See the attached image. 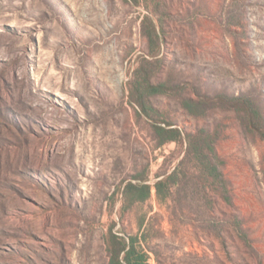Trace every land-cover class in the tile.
<instances>
[{"label":"rangeland","instance_id":"obj_1","mask_svg":"<svg viewBox=\"0 0 264 264\" xmlns=\"http://www.w3.org/2000/svg\"><path fill=\"white\" fill-rule=\"evenodd\" d=\"M154 122L211 134L230 202ZM110 230L148 264H264V0H0V264H109Z\"/></svg>","mask_w":264,"mask_h":264},{"label":"trees","instance_id":"obj_2","mask_svg":"<svg viewBox=\"0 0 264 264\" xmlns=\"http://www.w3.org/2000/svg\"><path fill=\"white\" fill-rule=\"evenodd\" d=\"M147 89L151 93H159L163 85H154L147 81ZM227 103L233 107L244 109L251 119L256 114L249 101L243 98H226ZM190 100L185 102V107H190ZM143 111L147 114L146 107ZM158 144L163 145L174 141L181 146L185 145V154L195 162L207 179L216 187L221 184L223 198L230 202L227 189L224 185L221 171L219 169V158L215 151L211 134L205 130L194 132H184L180 128L173 126L170 122H154L152 124ZM175 169L169 174L160 177L153 184V187L146 182H128L125 185L124 193L130 203L144 202L151 196L152 188L158 200L163 201L171 195L172 186L175 183ZM136 239L125 238L113 233L111 230L106 237V247L109 254V264H148L147 254L136 246Z\"/></svg>","mask_w":264,"mask_h":264}]
</instances>
